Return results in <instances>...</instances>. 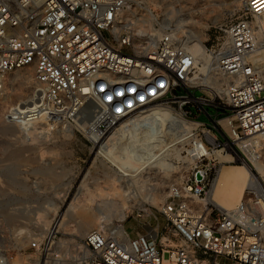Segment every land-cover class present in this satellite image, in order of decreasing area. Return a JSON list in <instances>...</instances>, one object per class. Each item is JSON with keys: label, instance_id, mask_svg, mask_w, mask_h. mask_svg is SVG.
I'll return each instance as SVG.
<instances>
[{"label": "built area", "instance_id": "2783aa9c", "mask_svg": "<svg viewBox=\"0 0 264 264\" xmlns=\"http://www.w3.org/2000/svg\"><path fill=\"white\" fill-rule=\"evenodd\" d=\"M245 7L244 18L217 28L220 43L203 44L222 89L209 105L195 94L207 78L178 28L156 15L159 7L142 0H0V104L24 76L31 79L30 102L2 109V124L50 138L67 131L74 116H90L82 131L89 142L124 128L125 147H137L133 138L160 125L153 111L165 110L171 126L177 118L186 124L193 161V172L169 188L158 210L173 247L99 226L85 233L82 249L69 250L52 221L38 232L22 230L24 244L0 251V264H264V188L252 183L231 210L210 201L220 170L246 159L250 138L260 136L264 147V25L247 17H263L264 0Z\"/></svg>", "mask_w": 264, "mask_h": 264}, {"label": "rangeland", "instance_id": "374dc122", "mask_svg": "<svg viewBox=\"0 0 264 264\" xmlns=\"http://www.w3.org/2000/svg\"><path fill=\"white\" fill-rule=\"evenodd\" d=\"M142 1L159 7L156 15L178 28L193 53L201 50L200 53L208 59L213 58L204 53L203 44L209 48L220 43L223 34L217 28L244 18V3L250 2ZM247 17L254 26H258L256 18ZM260 49V59L264 64V46ZM198 62L202 64V61ZM206 70L207 65L203 71L206 75L204 78L212 77L218 86L220 82L215 71L206 73ZM28 77L24 76V83L1 102L0 111L27 99L31 83ZM9 78L15 79L16 76ZM214 88L212 81L206 86L201 83L195 94L209 100L208 104L211 105V100H217V95L222 97ZM206 109L209 115H214L211 106ZM151 118L155 125H160L148 137L133 138L138 143L137 147H125L129 138L122 130H119L123 136L121 138L109 134L106 141L94 144L91 140V143L82 132L86 131L82 123L75 119V124L71 123L67 131L50 138L42 134L34 136L15 126H5L0 120V251L19 248L25 241L22 230L38 232L48 228L52 220L61 222L60 232L69 250L82 249L81 241L85 233L99 226H121L130 237L147 234L164 249L166 245H176V240L169 233L170 226L158 210L169 188L180 185L193 172V161L187 151L185 132L184 139L172 145L176 139H182V130L176 128V123L171 126L173 119L170 113L165 110L153 111ZM199 120L205 122L208 118L202 114ZM259 142L262 150L258 152V159L264 150L260 136ZM240 158L247 162L250 174L260 186L250 163ZM240 164L226 165L222 169L214 194L216 203L224 204L228 192L226 186L229 182L223 173ZM260 164L264 168L263 160ZM119 170L131 175L124 177ZM99 209L103 210L104 215L97 212ZM81 227L86 232L78 235L77 230Z\"/></svg>", "mask_w": 264, "mask_h": 264}, {"label": "bare ground", "instance_id": "6f19581e", "mask_svg": "<svg viewBox=\"0 0 264 264\" xmlns=\"http://www.w3.org/2000/svg\"><path fill=\"white\" fill-rule=\"evenodd\" d=\"M251 1H253V0H250V2ZM244 5H246V4L244 3ZM263 17H255L257 19L256 20L257 23H259V24H257L258 26L264 25L263 24V22H264ZM260 48H261V46H260ZM190 51L194 55V57H195V59L197 61V64H199V62H198L199 60L202 61L201 62L202 64L201 65L199 64L200 65V68H199L200 73L203 74V71H204V68H205L206 65H207L206 73H208L210 70L211 71L215 70L214 59H208L209 57H207L205 55H202L200 53L201 50L197 51L198 52L197 54L193 53V51L191 49H190ZM28 78L30 79V77H28ZM213 80H215V79H213L212 77H208L207 79H205L204 85L205 86L209 85L211 83V81H212L213 82V87H215L214 89L216 90L215 92L221 94L222 93V89L220 88V84L217 86V82L216 81L214 82ZM29 102H30V97H29V93H28L27 99L25 101L23 100L22 102L19 103L20 105L18 104L16 106H20V107L21 106H25ZM74 117H75L76 121H80L82 123V127L86 130V125L90 122L91 117L90 116L82 117L80 115H78V116L76 115ZM175 122H176V128L177 129L180 128L182 130L181 133H180L181 136H182V139L181 140L180 139H176L173 142L172 145H176V144L180 143L184 139L183 138V132H184V129L187 128L186 124L182 120H179V118H177ZM77 124H79V123H77ZM119 130H122V131H124V133H126V130L124 128H120V129L119 128H114V129H112V131L110 133L111 136L116 137L117 135H120ZM251 138H253V139L250 141L251 142L250 145H247L245 148H243L242 151H243L246 159L248 160V162L252 166L253 170L256 172V174H257V176L259 178L260 186L264 188V184H263L264 183V168H262V166L260 164V161L258 159V152L260 150H262V148H261L262 145L259 142V136L258 135L253 136ZM92 141H93L94 144H99V142H96V140H92ZM248 143H249V141H248ZM172 145H170V146H172ZM240 162H241L240 166L235 167V168H233L231 170L225 171L223 173L224 176H226V178H227V180L229 182L228 185L226 186V187H228V192L226 193V196H225V199H224L225 203L223 204V203H220L218 201H217L218 203H216L215 200H214V194H215V190L217 188V185L219 184V181H220V176H221L222 169L225 168L226 166L222 167V169L220 170V173L218 175V178H217L216 184L214 186V189L211 192L210 201L215 203L219 208H221L223 210H231V209H233L239 203V201L242 199V197L245 194V192L248 189V187L252 183L258 184L256 179H254L252 177V175L250 174V169L248 167L247 162H245L244 160H240ZM145 166H147V165H145ZM120 172H122L124 177L131 175V174L129 175V174L123 172V171H120ZM109 205L111 206L112 204H109ZM232 205H233V207L230 208V209H228V208L226 209L225 208L226 206H232ZM102 211L103 210L99 209L97 212L100 215H104ZM52 221H54V220H52ZM58 224H59V227L61 229V222H58ZM85 232H86V230L84 228H82V227L78 228V230H77V234L78 235L84 234ZM70 242L72 243L71 240H70ZM79 248H81V247H79Z\"/></svg>", "mask_w": 264, "mask_h": 264}, {"label": "crops", "instance_id": "0c3cea01", "mask_svg": "<svg viewBox=\"0 0 264 264\" xmlns=\"http://www.w3.org/2000/svg\"><path fill=\"white\" fill-rule=\"evenodd\" d=\"M193 112L196 113V110L194 108H192ZM206 122H208V120H206Z\"/></svg>", "mask_w": 264, "mask_h": 264}]
</instances>
